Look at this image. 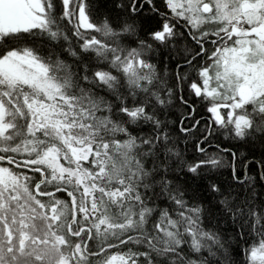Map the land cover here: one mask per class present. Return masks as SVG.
<instances>
[{
    "label": "snow or ice",
    "instance_id": "6c2138e0",
    "mask_svg": "<svg viewBox=\"0 0 264 264\" xmlns=\"http://www.w3.org/2000/svg\"><path fill=\"white\" fill-rule=\"evenodd\" d=\"M100 15L0 0V264H264V0Z\"/></svg>",
    "mask_w": 264,
    "mask_h": 264
},
{
    "label": "trees",
    "instance_id": "16d2710c",
    "mask_svg": "<svg viewBox=\"0 0 264 264\" xmlns=\"http://www.w3.org/2000/svg\"><path fill=\"white\" fill-rule=\"evenodd\" d=\"M116 2H120V0H116ZM123 2L127 4L128 0H123ZM94 3L96 4L98 11L101 13V15L99 16V19H103L104 15H107L109 11L112 10V0H94ZM156 3L157 5H160L161 0H156ZM139 22L141 23L142 28L146 29V28L154 26L156 23V20L141 19V21ZM141 35H143V32H141ZM168 70L174 71L171 64L168 65ZM185 95H187V93H185ZM197 107H198V110H200L199 106ZM182 111L183 109L180 106L179 102H176L175 106L171 108L169 116H168V119L172 121L171 127L176 129L178 136L180 135L178 131L179 117ZM214 143H220L222 146H231L233 147L234 150L237 151L236 166H237L238 173L240 175H243V171H244V169L241 166L240 161L245 157L248 160V168H247L248 174L256 175V171H254L253 169V162L259 159L260 149L258 145L255 147L244 146L235 141H229L225 139L223 136H218V138L214 141ZM181 147L182 148L184 147L183 143L181 144ZM187 148H188L187 155L190 157L192 155L191 141L189 142ZM210 150H214V149H210ZM241 153H243V157L241 156ZM252 153H254V155ZM226 160L230 161L231 156H227ZM220 171L224 174L223 176L220 177V179H227L228 173L230 172V168L225 167V168H222ZM232 259L238 262V261L243 260V256H238L235 252H233Z\"/></svg>",
    "mask_w": 264,
    "mask_h": 264
}]
</instances>
